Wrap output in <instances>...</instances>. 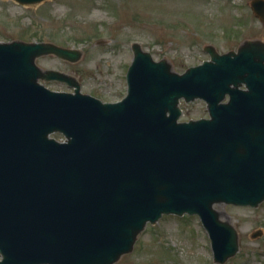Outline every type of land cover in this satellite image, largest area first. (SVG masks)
<instances>
[{
  "label": "water",
  "instance_id": "95a60500",
  "mask_svg": "<svg viewBox=\"0 0 264 264\" xmlns=\"http://www.w3.org/2000/svg\"><path fill=\"white\" fill-rule=\"evenodd\" d=\"M250 7L264 23V0ZM131 49L126 96L103 103L35 63H75L78 50L0 42V264H114L162 214L198 215L215 262L237 252L213 206L264 200V42L223 54L208 46L210 60L182 74ZM53 80L73 92L39 82ZM180 99L203 100L209 119L177 122Z\"/></svg>",
  "mask_w": 264,
  "mask_h": 264
},
{
  "label": "rangeland",
  "instance_id": "374dc122",
  "mask_svg": "<svg viewBox=\"0 0 264 264\" xmlns=\"http://www.w3.org/2000/svg\"><path fill=\"white\" fill-rule=\"evenodd\" d=\"M250 0H47L34 7L0 0V42H50L78 50L71 63L39 57L37 66L75 79L83 94L113 103L126 95L130 46L139 43L152 59H166L182 73L208 56L235 50L245 40L264 42V25L255 19ZM72 91L66 84H45ZM179 121L207 118L202 100L180 101ZM53 138L62 141L60 134ZM220 220L237 233L238 249L222 264H264V202L257 207L217 203ZM253 234H258L253 237ZM114 264H221L213 259L210 240L195 215H163L147 224L132 250Z\"/></svg>",
  "mask_w": 264,
  "mask_h": 264
},
{
  "label": "flooded vegetation",
  "instance_id": "af4514ba",
  "mask_svg": "<svg viewBox=\"0 0 264 264\" xmlns=\"http://www.w3.org/2000/svg\"><path fill=\"white\" fill-rule=\"evenodd\" d=\"M50 82H47V84H49Z\"/></svg>",
  "mask_w": 264,
  "mask_h": 264
}]
</instances>
